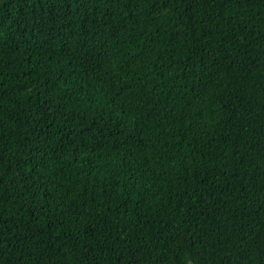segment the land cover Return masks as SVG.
<instances>
[{
  "label": "trees",
  "instance_id": "16d2710c",
  "mask_svg": "<svg viewBox=\"0 0 264 264\" xmlns=\"http://www.w3.org/2000/svg\"><path fill=\"white\" fill-rule=\"evenodd\" d=\"M0 264H264V0H0Z\"/></svg>",
  "mask_w": 264,
  "mask_h": 264
}]
</instances>
